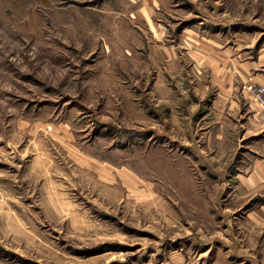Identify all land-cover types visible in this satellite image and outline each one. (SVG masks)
I'll use <instances>...</instances> for the list:
<instances>
[{
  "label": "rangeland",
  "instance_id": "1",
  "mask_svg": "<svg viewBox=\"0 0 264 264\" xmlns=\"http://www.w3.org/2000/svg\"><path fill=\"white\" fill-rule=\"evenodd\" d=\"M151 1L168 41L187 25L264 43V0ZM144 2L0 0V264H160L181 246L206 264L222 247L237 198L200 131L210 89L186 58L164 72L132 12ZM254 204L229 222L243 244L236 217Z\"/></svg>",
  "mask_w": 264,
  "mask_h": 264
},
{
  "label": "crops",
  "instance_id": "2",
  "mask_svg": "<svg viewBox=\"0 0 264 264\" xmlns=\"http://www.w3.org/2000/svg\"><path fill=\"white\" fill-rule=\"evenodd\" d=\"M144 1L147 3L144 2L132 12L143 19L150 44L152 42L150 46L158 50L161 68L165 73L180 72L186 58L187 66H190L196 79L201 81H197L198 87L210 89L206 95L208 107L199 114L203 122L200 131L209 149L215 150L217 155L228 156L223 159L225 175L227 170H233L234 173L230 179L219 180L224 189L229 190L224 194V201L233 203L237 198V203L233 204L232 209L223 207L221 213L228 219V225L223 226V244L222 247L216 245L218 254L206 264H243V255L257 248L262 250L257 264H264V108L260 107L250 90L251 85L264 86V43L250 52L241 40L227 43L220 41L219 37L204 36L197 27L187 25L175 31L177 35L174 41H168L166 27L150 18L155 5L151 0ZM204 76L207 77L205 84L202 82ZM199 90L204 91L202 88ZM190 134L196 137L195 132ZM58 138L63 144L64 137ZM236 155L237 166L233 165L230 169ZM44 156L38 154L36 160L41 161ZM33 158L29 165L34 169ZM100 161L111 164L106 160ZM251 202L255 204L248 209L246 207L241 218L236 217L240 237L241 232L245 231L243 244V240L233 238L229 222L231 216H237L239 208H242L236 204ZM233 244L235 248L231 247ZM209 249L208 244L202 252L207 250L210 253ZM234 249L236 254L233 256L231 251ZM170 252L169 258H160V264H203L202 260L186 258L182 246ZM244 264H248V261Z\"/></svg>",
  "mask_w": 264,
  "mask_h": 264
},
{
  "label": "built area",
  "instance_id": "3",
  "mask_svg": "<svg viewBox=\"0 0 264 264\" xmlns=\"http://www.w3.org/2000/svg\"><path fill=\"white\" fill-rule=\"evenodd\" d=\"M250 90L252 92L253 97L260 105V107L264 108V86L251 85Z\"/></svg>",
  "mask_w": 264,
  "mask_h": 264
},
{
  "label": "trees",
  "instance_id": "4",
  "mask_svg": "<svg viewBox=\"0 0 264 264\" xmlns=\"http://www.w3.org/2000/svg\"><path fill=\"white\" fill-rule=\"evenodd\" d=\"M182 26H179L175 31L177 32ZM132 136V135H131Z\"/></svg>",
  "mask_w": 264,
  "mask_h": 264
}]
</instances>
